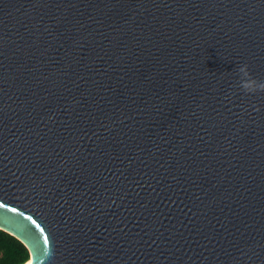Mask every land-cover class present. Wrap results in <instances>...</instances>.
<instances>
[{"label": "water", "instance_id": "obj_1", "mask_svg": "<svg viewBox=\"0 0 264 264\" xmlns=\"http://www.w3.org/2000/svg\"><path fill=\"white\" fill-rule=\"evenodd\" d=\"M245 63L264 81V0H0V229L24 264H264Z\"/></svg>", "mask_w": 264, "mask_h": 264}, {"label": "trees", "instance_id": "obj_2", "mask_svg": "<svg viewBox=\"0 0 264 264\" xmlns=\"http://www.w3.org/2000/svg\"><path fill=\"white\" fill-rule=\"evenodd\" d=\"M29 252L14 236L0 229V264H24Z\"/></svg>", "mask_w": 264, "mask_h": 264}, {"label": "clouds", "instance_id": "obj_3", "mask_svg": "<svg viewBox=\"0 0 264 264\" xmlns=\"http://www.w3.org/2000/svg\"><path fill=\"white\" fill-rule=\"evenodd\" d=\"M236 72L239 76L240 89L245 94L264 93V81L258 80L251 74L249 66L245 63L240 65Z\"/></svg>", "mask_w": 264, "mask_h": 264}, {"label": "snow or ice", "instance_id": "obj_4", "mask_svg": "<svg viewBox=\"0 0 264 264\" xmlns=\"http://www.w3.org/2000/svg\"><path fill=\"white\" fill-rule=\"evenodd\" d=\"M0 207H2V205H0ZM12 211L15 212L16 210L13 208ZM28 219H31V217H28ZM32 224H35L37 228L40 227V225L36 224V221L35 220H32ZM40 231L43 232L44 231L43 228H41ZM43 240H44V245H47V243H48V237L47 236H44Z\"/></svg>", "mask_w": 264, "mask_h": 264}]
</instances>
